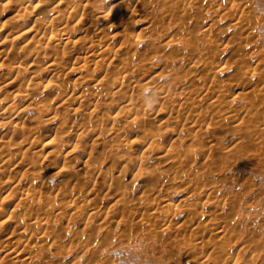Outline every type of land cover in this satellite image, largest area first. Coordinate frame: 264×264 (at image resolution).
Listing matches in <instances>:
<instances>
[{"label": "bare ground", "instance_id": "1", "mask_svg": "<svg viewBox=\"0 0 264 264\" xmlns=\"http://www.w3.org/2000/svg\"><path fill=\"white\" fill-rule=\"evenodd\" d=\"M47 1L49 0H44L43 3ZM105 1L108 0L98 2ZM117 1V5L105 11L101 10L98 15L93 16V11L103 9L98 3L91 4L89 0H55L57 8L38 17L34 14L36 7L32 0L0 1V20L5 19L4 22H0V71L6 69L3 86L16 87L11 101H0V168L5 160L12 157V152L7 154V157L4 156L6 148L14 144L21 147L22 151L16 154V158L13 156L15 159L11 161L12 164L4 170L5 185L12 193L22 185L27 176L32 177L30 186L20 191L17 196L10 197L9 194L5 197L0 196V264H56L49 256L74 246H80L82 259L99 261L103 254L101 243L92 242L95 232L90 230V225L92 218L101 217L105 220L99 226L96 235L99 236L100 230L108 223L106 219L110 213L108 211L106 214H100V204L110 198H115L114 203L108 208L114 210L111 218L115 220L117 227L124 229L118 237V247L131 248L136 242L144 243L148 246L147 250L154 247L160 258L171 261L179 260L182 255H187L185 257L187 259L193 254L205 252L206 256L201 264L209 262L213 257L217 264L227 261L235 252L232 247H235L238 248L235 256L237 259L253 250L244 264H256L260 259L259 253L264 252V228L257 227V216L253 219L243 215L245 209L250 211L253 202H243L240 194L231 187L233 184L231 177L226 178L223 173L227 167L231 170L233 165L226 164L227 157L238 149L257 153L255 159L264 163V34L260 33L264 26V17L258 14L256 0H158L157 5L160 8L149 10L146 14L148 16L146 19L154 17L156 20L149 19L147 22L145 19L137 20L136 10L139 3L144 2L146 5L149 0H137V3L130 0ZM156 14L158 16H155ZM214 18H217L216 23L231 20V27L234 30L222 49L215 48V40L211 37L212 32L216 30ZM140 28H143L140 33L131 34L132 29ZM146 32H150V37L154 39L168 37V40L162 46L149 48L148 42L144 40ZM167 50L177 53L175 58H166L168 69H162L163 71L146 79L142 85L134 84L127 75L129 68H138L147 75L153 70L156 55L160 56L162 51ZM227 54H231L229 59L226 57ZM16 55L22 59L14 62ZM68 58L70 60H67ZM114 60L119 61L115 71L104 75L98 72L100 78L95 81L90 95L95 102L101 99L102 94L122 97L130 91L128 96L131 99L126 98L130 103L125 104H128L126 108L131 117V127L136 126L141 130L148 127V130L158 132L157 134L150 132L151 135L144 132L146 136L143 140L149 143L147 146L150 149L154 145L163 146V142L159 143L158 137L161 133L159 127L161 123L156 124L157 127L152 124L151 120L156 119L150 114L147 117L146 105L152 103L151 99L158 100L163 103L160 105L162 108L167 106L172 109L168 111L171 113L173 112L171 105L174 103L178 105L176 116L174 115L176 122L180 121V124L176 125L178 133L171 139L166 151L159 149L164 150L167 159L184 165L181 166L183 170L180 167L182 171L175 170L179 168L175 166L176 168L169 174L173 176L172 181L176 178L183 179L184 175L181 174L187 166H191L190 170L188 169L190 178L195 177L199 180L196 182H199L198 189L195 187L199 192L198 197L185 201L187 208L185 211H182L180 204L176 205L168 200L169 196L165 197L167 200L164 198V192L169 190L166 189L168 188L166 185L171 177L161 175L159 171H155L156 173L148 171L150 174L147 172L149 183L144 185L146 189L137 200L132 195L134 186L126 183L127 176L123 170L117 171L118 174L112 172L110 174L108 171H102L97 162L92 166L86 164L77 170L73 169L72 183L62 187L52 186L51 189L60 197L40 196L35 188L43 177L41 164L46 159L50 163L58 164L65 156L63 150L72 147L65 139L68 131L64 129L68 125L74 127L72 117L85 102L84 97L87 93V89L82 91L77 87L81 81L79 78L76 79L79 70L84 68L97 72L104 65L110 66ZM186 61L191 65V69L187 71L184 66ZM199 69L201 71L196 78L198 85L191 93L197 92L198 96L181 97L186 92L181 89V79H186ZM230 69L234 75L223 79ZM42 72L56 80L54 89L58 91L56 92L58 95L47 105L45 115L51 117L53 111L59 107L74 106L61 111L60 121H57L58 124L54 125L50 134L45 137L46 140L40 139L38 122L43 116H39L38 119L32 117L26 123L21 113L26 106V100H31L25 108L28 109L34 101L32 95L42 96L47 91L50 79L43 81ZM27 73L30 75L28 78L25 77ZM161 78H164V81L156 89L153 85ZM225 82H230V86L236 87L241 93L226 101ZM112 87L117 90L112 92ZM138 89H153L152 96H146L147 101L150 99L151 102L140 106L133 103V99H137L133 96L136 94L137 97ZM143 96L145 95H141ZM236 99L242 100V103L237 109H232L231 105ZM138 102L141 104V101ZM171 115L169 114V118ZM103 118L99 112L96 116V108L90 109L86 118L78 124L80 134L77 135L75 142H78L88 130L97 134L108 129L111 131L116 126V117L109 119L112 122L110 124L108 122V128H105ZM51 119L53 118L49 120ZM183 132L188 135H183ZM117 137L114 139H118ZM188 142L190 145L186 147ZM180 143L183 144L181 149ZM35 145L38 146V151L34 150ZM76 149L75 146L74 150ZM217 150L222 152L211 154ZM119 159L116 158L114 161L123 162ZM69 165L63 160L62 170L68 167L71 169ZM138 171L140 172V169ZM212 174L218 175L219 178H211ZM100 178L107 182L106 194L103 196L95 186L96 179ZM241 178L239 180L242 181L243 187H253L246 178H244L246 180ZM90 179L95 180L94 185L86 191L84 186ZM223 182L229 184L230 187H226L227 192L233 190L234 196L229 192L228 196L220 191L221 187H224L223 185L219 188ZM202 196L205 197L204 201L201 200ZM82 197L87 200L77 206ZM143 199L145 204L138 203V200ZM11 201L17 202L4 214L3 206L11 204ZM137 203L148 206L147 211L141 213L140 219L136 218L137 213L132 208ZM62 204L65 205L64 209L60 208ZM75 206L77 207L74 212L68 214L67 209ZM200 207L211 209L209 220L203 225L199 222L194 223L197 215L195 211ZM83 209L87 210L89 217L85 220V228L80 231L72 225V220ZM203 213L201 212L199 216L202 217ZM237 214L239 215L235 216ZM181 217L183 224L177 226L176 222ZM66 220L67 224L62 226ZM230 230L233 234L229 237ZM208 235H213L214 242L206 239ZM115 236L114 234L106 236L103 239L105 245H109L108 241ZM92 244L96 246L91 248ZM38 245L40 247H37ZM60 254L56 256L59 257ZM259 262L264 264V261Z\"/></svg>", "mask_w": 264, "mask_h": 264}, {"label": "rangeland", "instance_id": "2", "mask_svg": "<svg viewBox=\"0 0 264 264\" xmlns=\"http://www.w3.org/2000/svg\"><path fill=\"white\" fill-rule=\"evenodd\" d=\"M43 1L44 0H32L33 5L36 7V12L34 13L35 15H37L36 17L43 15V14H46V12L48 14L49 11L51 13L54 11L52 9L57 8V6H56L57 2H55V0H49L52 3H49V1L43 3ZM56 1H58V0H56ZM98 1H100V0H89V2L91 4L98 3V6L103 8V9H100L97 11H93V12L91 11L93 16L98 15L99 11H101V10H104V11L108 10L112 6H115L118 4L117 0H108V1H105L102 3H99ZM130 1H134L137 3V0H130ZM157 2H158V0H153V1L149 0V1H147L146 5L144 4V2L139 3V6L136 10L137 11L136 12L137 20L140 19L141 21H144V19H145L146 22L149 21V19L156 20L154 17H150L149 19H146V17L148 18V16L146 14L149 13V10H156V9L160 8V7H158ZM53 3H55V4H53ZM33 7H31V9ZM255 7L258 10V14H260L264 17V0H256ZM155 16H158V14H156ZM4 21H5V19L0 20L1 23ZM214 21H215L216 30L214 32H212L211 37L213 40H215V43H216L215 48L216 49H218V48L222 49L223 46L230 40L232 32L234 30L231 27V20H226V21L221 22V23H216L217 18H214ZM108 25H110V24H108ZM142 30H143V28L135 29V30L132 29L131 34L137 35ZM260 33L264 34V26L261 28ZM150 35H151L150 32H146L144 34L145 39L143 38L144 40H146L148 42L147 44L149 45V48L151 46H156V47L162 46L165 43V41L168 40V37H164L160 40H157V39L150 37ZM143 44H145V43H143ZM230 56H231V54H227L226 55L227 59H229ZM175 57H177V53L174 51H171V50H167L164 52L162 51L160 53V56L156 55V58H155V61L153 64L154 67H153V70L151 73L144 75V72L141 71L140 69L130 67L129 68L130 71L127 75L130 76V78L132 79L134 84L141 83V85H142V84H144L146 79H150V77L159 73L162 69L163 70L168 69L169 64L166 63L167 62L166 58H175ZM14 59H15L14 62H17V61H20V59H22V57H17V55H16V57ZM67 60H70V58H68ZM117 62H119V61L114 60V61H112V64L110 66L104 65L97 72H92V70L89 71L88 69H84V68L79 70L80 72H79V75L76 77V79L79 78V79H81V81L79 82V84H78L79 86L77 85V87H78V89H80L82 91L87 89V93L84 97L85 102H83L81 104L80 108L78 110H76L77 111L76 114L72 117L71 121L75 122L73 125L74 127L71 128L68 125V127L66 126L67 128L64 129V130L68 131L67 137L65 139L67 142H70L69 145H71L72 147L63 150V152H64L63 154H65V156H63L61 158V161L58 164L50 163L47 159L45 162H43L41 164L42 168H43V170L41 171V173H43V175H42L43 177L35 185L36 186L35 188H36L38 194H40V196L55 198L57 196V192L51 189L52 186H54V187L61 186L62 187V186H65L66 184H70L71 181L73 182L72 177H74V172H72V171L77 170L86 164H87V166H92L93 163L97 162L98 165L100 166V168L102 169V171H104V172L108 171L110 174H112V173L118 174L119 172H117V171L123 170L125 175L127 176L126 183L128 182L127 184L131 185V187L134 186V188H132L134 190L132 195L134 196L133 198L137 200V198H139V197L141 198V196L143 195L141 193H144L143 191H145V189H146L144 185L149 183V180H150L148 178L149 175L146 176L148 171L154 172V173H156L155 171H159L161 173H159V172H157V173H159L161 175H165L166 177H169L170 176L169 174L172 173L173 170L176 168L175 166H179V168L177 167L175 170L180 169L181 166L184 167L183 163L180 164L178 162L176 163L172 159H167L165 157V153L163 152L164 150L166 151V149L169 148V146L171 144L170 143L171 139H173L175 137V135L178 133V128L176 125H179L180 121L176 122L177 120L174 119L176 116V112L178 110L177 104L174 103L173 105H171V106H173V112H172L173 114H172L171 112H168V111H172V109H169V107H167V106L164 108H162V106H160V105H163L162 102H160L158 100L153 101V99H151L152 103H149V102H151V101H149L150 99L147 101V97L152 96L153 89H151L152 91L151 90H139L138 89V91L136 92L137 97L135 96L136 94L133 96L134 98H137V99H133V103H135L138 106H140L142 104L149 103L148 106L146 105V107H147L146 113L148 114L147 117H149L151 115L152 118L156 119V120H151V122H153L152 124L154 126H156V124H158V123H161L160 124L161 126L159 125L161 133H159L158 137H160L159 143L163 142V146H162V144H159L158 145L159 147H157V145H154V146H151V149H150L149 146H147V144H149V143L145 142V140H143V139H145V136L147 135V133H149V135H151L150 132H153V134H157L158 132H156L155 130H151V129H150L151 130L150 131V130H148L149 129L148 127H145V129H147V130H145V129L141 130V129H139V127H136V126L131 127V125H132L131 121H130L131 117H130V115H128L129 114L127 112L128 108H126V105H128V104H125V103H130V102H128V99L130 98V96H128L130 91L125 93L127 95H124L125 97L122 96L123 98L120 95H116V96H106L105 95L104 96V94H102V97L100 100L95 101V102L93 101V96L90 95V93L93 89L92 87H93L95 81H97L100 78L98 76V72H101L102 73L101 75H104L106 73L112 74L115 71V67L118 65ZM6 64L9 65V62H7ZM184 66H185L186 71L191 69V65L187 61L184 62ZM200 71L201 70L199 69V70L195 71L194 73H192L190 76L186 77V79L185 78L181 79L182 80L181 89L183 91H186L185 93H183L185 96L182 94L181 97L196 98L198 96L197 92L195 94H191V93H192L193 88L198 85L196 78L198 77ZM5 73H6V69H3L0 71V101L2 100V101L9 102V101H11V98L13 97V93L15 92L16 87L5 88L3 86L4 85L3 80L6 77V75H4ZM43 73L44 72H42V74ZM181 75L183 76L184 74H181ZM233 75H234L233 70L230 69L227 76H224L223 79L224 78H226V79L231 78ZM29 76H28V73L25 74V77L28 78ZM42 76L44 77L43 81L50 79L49 80L50 85H49L47 91L42 96H39L38 94L36 96H35V94L32 95L31 97L33 98L34 101L32 103V106L29 107L28 109H25V108H26V106H28L31 103V100L30 99L26 100L27 101V103L25 104L26 106L24 105L25 108H23V109L21 108L22 109L21 113L23 114V117L25 118L24 121L26 123H28L32 117H37V119H38V118H40L39 116H41V115L43 116V118H41V121H39L38 123L40 124L39 125L40 126V135H41L40 139L46 140L47 138H45V137H47L50 134V132L52 131L51 129H53V127H55L54 125L58 124L57 121L58 122L60 121L61 111L63 109L74 108V106L70 107V106L66 105L64 107H59L58 109L53 111V114L51 115V117L45 115V114H47V112H45L47 110V107H48L47 105H49L51 100L54 97H56V95H58V93H56L58 91H56L54 89V86L56 84L55 79L51 78V76H49L48 74H45V73ZM162 81H164V78H161V80H157L154 83L153 87L155 86L157 89V87H159L158 85H161L160 83ZM67 83L73 84L74 82L73 81H67ZM111 89H112V92H115L117 90L114 87H112ZM224 90H225L224 99L226 101L233 99L236 95H239L241 93V91H238L236 87H231L230 82H225ZM98 91H101V90H98ZM141 95H145V96L141 97ZM126 98H128V99H126ZM143 98L146 100V102H145V100H143ZM135 100H137V101H135ZM138 101H141V104ZM241 103H242V100L236 99L232 103L231 108L237 109ZM93 108H96V116H97V113L99 112L100 116L104 117L103 120L105 122L103 124H105V128L109 127V124L112 122V120L109 121V119H112L113 117L117 118V119H115V121L117 123V124L116 123L115 124L117 127L115 126L114 128H112L111 131H109V129L104 131V132L101 131L100 132L101 134L99 132H97V134L96 133L95 134L90 133V130H88L78 140V142H75L77 135L80 134V132L78 131V128H77L78 124L82 123L83 119L86 118V114H88L90 109H93ZM170 108H172V107H170ZM125 110H126V112H125ZM166 111H167L168 115H167V113H165ZM54 112H55V114H54ZM169 114L170 115L172 114L170 116V118H169ZM156 115H158V116H156ZM172 117H173V119H172ZM50 118H53V119L49 120ZM171 120H172V122H170ZM108 122H109V124H108ZM164 122H166V123H164ZM173 122H175L176 124ZM103 130H105V129H103ZM130 130H132V131H130ZM145 131H146V133H145L146 135L144 134ZM131 133H133V135ZM182 134L188 135V133H185V132H183ZM161 135L163 137L164 136L165 137L163 138ZM115 136H118L117 137L118 139H114ZM123 142H125V144L127 146L124 145ZM189 143L190 142H188V144L186 143V145H187L186 147H189V145H190ZM74 145L77 148L76 150H74V148H75ZM179 146L181 149L183 147V144L180 143ZM163 147H165V148H163ZM159 148L164 149V150L162 151ZM37 149H38V146L35 145L34 150L38 151ZM21 151H22L21 147L14 145V144H11L10 146H8V148H6L4 156L7 157V154L12 152L11 153L12 157L14 156L16 158V154L20 153ZM220 152H222V150H220V151L217 150L214 152L212 151L211 154L213 155L215 153H220ZM249 152L250 151L243 152L240 149L232 152L227 157L228 163H226V164H228V166H232V165L233 166H232V168L230 167L231 170H229V167H227V169L225 168L224 170H226V171L223 170V173L225 174L226 178L231 177L230 179L233 182L231 187L234 189L235 192L240 194V197H241L243 202H246V203H248V202L252 203L253 202L252 207H250V211L246 210V209H245V211L243 210L245 212V214H243V215H245V216L248 215V217H250V218L253 217V219H254V217L257 216L256 217L257 227H263L264 228V226H263L264 225V163L262 161H259V160L257 161L255 159V157H256L255 155H257V153H253V152L249 153ZM244 153L246 156L244 155ZM250 155H253V157ZM242 156H245V158ZM12 157L10 158L11 160L10 159L5 160V162H3V164H1V168H0V196H3V197H5L8 194L10 197L11 196L12 197L17 196L20 191H22L23 189H26L30 186V182H31V178H32L31 176H27V178L24 179L22 185L19 186V188L16 191L10 193V190H8V187L4 183L5 177L3 175V172L7 168V166H10V164H12L11 161L13 162V160L15 159L14 157L13 158ZM121 157H123L125 159H121ZM116 158H117V160L120 158L119 160H123V162H120V161H118V163L115 162L114 160ZM236 159H238V160H236ZM63 160L71 165V169H69V167H68L67 169L62 170V161ZM174 162H175V164H174ZM119 163H121V164H119ZM182 167H181V169H182ZM187 167L184 170L185 172L183 171V173L181 174L182 176L184 175L183 179L182 178H179V179L176 178L174 181H172L173 176L172 177L170 176L171 179L168 181V183L166 185V187L168 186V188H166V189H169V190H167V192H164V194H165L164 198L169 196V197H167V199L171 200V202L175 203L176 205L180 204L182 211H185L187 209L185 207V204H186L185 201L186 200L189 201L192 198L196 199L198 197L197 195L199 193L197 191V189L199 187L198 186L199 182L196 183L199 180H196V178L193 176H192L193 178H190L191 176L188 174V169L190 170L191 166H189L188 168ZM132 169H134V170H132ZM139 169H140V172L138 171ZM152 170H154V171H152ZM137 171H138V173H137ZM231 171H232V173H231ZM150 172H148V174H150ZM233 173H234V175H232ZM12 175H13V173H12ZM136 175L138 176V178H136L137 177ZM241 176H242V178H241ZM210 177L213 179L219 178L218 175L215 176L214 174H212ZM240 178L241 179L246 178L249 182H251L253 184V187L252 188H250L248 186L243 187V185L241 183L242 181L239 180ZM180 179H181V181H180ZM190 179L191 180L195 179V180H192V182H191ZM246 179H244V180H246ZM96 180H97V182L95 184V186L97 188L96 190L99 193H101L100 194L101 196L105 195L106 189H107V184H106L107 182L101 178L96 179ZM94 181L95 180H91V179L86 181L85 186H84L85 187L84 190H86V191L90 190L91 187H93V185H94ZM237 181L239 183H237ZM182 182H183V184H182ZM185 183H187V184H185ZM223 185H224V187H221ZM195 187H197V189ZM220 187H221V190L220 189L219 190L222 191V193H224V194L226 193L228 196H229V194L233 195L232 193H235V192H232L233 190H228V192H229V194H228L227 188H229L230 186H229V184L227 185V183H225V182H223V184H221L219 186V188ZM222 188L225 191L222 190ZM166 189H165V191H166ZM57 197H60V196H57ZM114 199L115 198L106 199L104 202H102V204H100L101 205L100 211H99L100 214H106L108 211H110V213H109V217L106 219V221H108V223L104 226V228L102 230H100L99 236H96L97 232L100 229L99 226L102 222H105V220H103V218H101V217H99V218L95 217V218H92V220H91L92 223L90 225V230L95 232L94 237H92V242H97L98 244L101 243V248H102V253H103L102 257L99 261L93 260L94 262H96V263H94L93 261L86 260L85 258L82 259L80 246H77V247L74 246L71 249H64V251L59 250L57 252H54L49 257H51L54 261H56V264H201L203 262V260H204L203 258H204V256H206L205 252L203 254H201V253L193 254V255L189 256L187 259H185V257L187 255H182V257L179 260L171 261V260L160 258L157 255V250L154 247H151V248H149V250H147L148 246L144 245V243L136 242L135 244H133L135 246V247L133 246L134 248L133 247L129 248L126 246L118 247V245H119L118 237H119L120 233L123 232L124 229L117 227L115 220H112V218H111V215H112L114 210H113V208H110V209H108V208L111 207V205L114 203ZM85 200H87V199L85 197H82L79 200L77 206H79L80 204H83L85 202ZM201 200L204 201L205 197L202 196ZM16 202L17 201H15V202L11 201L10 202L11 204H8L6 206L4 205L3 206L4 214L8 213L9 208L10 207L12 208ZM138 203L145 204L146 202H145V199H143L140 201L138 200ZM138 203L134 204L132 208H134V211L137 213L136 218L140 219L141 213L144 211H147L148 206L138 204ZM10 205H12V206H10ZM259 205H260V207H259ZM77 206L67 209L68 214L73 213ZM60 208L64 209L65 205L62 204V206H60ZM93 208H95V206ZM106 209H108V210H106ZM210 211H211L210 208L202 209V207H200V209L195 211V213L197 215H196V220L194 223L199 222L203 225L205 221L209 220V212ZM201 212H204L202 214V217L199 216ZM256 212L257 213L259 212V213L257 214ZM238 215L239 214H237L235 216H238ZM87 217H89L87 210L86 209L81 210L75 216V218L72 220V225H74V227L77 230H80V231L83 230L85 228V223H86L85 220ZM66 222H68V220L64 221L62 226H65L67 224ZM182 224H183V217H181L180 220H178L176 222L177 226H181ZM251 229H252V226H251ZM172 233L170 234L171 236L173 235ZM113 234L116 236L108 241L109 245H105L103 239L106 236H111ZM232 234H233L232 230H230L229 231V237ZM206 239H209L211 242H214L213 235H211V236L208 235ZM94 246H96V244L95 245L92 244L90 247L92 248ZM37 247H40V245H38ZM232 248H234L235 252L232 253V256L229 257L227 261L221 262L220 264H244L245 259L248 258L247 256L250 255L251 254L250 252L253 251V250H250V252L248 251V255L241 256L237 259V257H235V256H236L238 248L237 249L235 247H232ZM44 251H46L45 247H44ZM60 253H63V254H60ZM57 254H60V256L57 257L56 256ZM258 256H260L259 261L260 260L264 261L263 260L264 259L263 258L264 252L259 253ZM259 261H257L256 264H260L261 262H259ZM205 264H217L215 261V257L211 258L210 261L205 263Z\"/></svg>", "mask_w": 264, "mask_h": 264}]
</instances>
